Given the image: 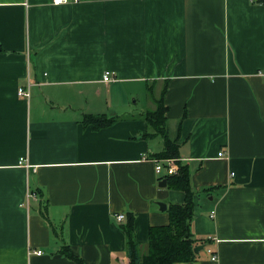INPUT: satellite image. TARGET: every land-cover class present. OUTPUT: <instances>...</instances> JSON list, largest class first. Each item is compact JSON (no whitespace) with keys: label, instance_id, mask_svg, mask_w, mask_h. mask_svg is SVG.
Segmentation results:
<instances>
[{"label":"crops","instance_id":"1","mask_svg":"<svg viewBox=\"0 0 264 264\" xmlns=\"http://www.w3.org/2000/svg\"><path fill=\"white\" fill-rule=\"evenodd\" d=\"M166 82L192 233L209 243L181 264H264V4L251 0H0V264H77L63 246L129 264L121 214L148 254L150 228L169 223L159 204L185 200L160 187L163 142L142 138L147 86ZM88 113L118 121L94 130Z\"/></svg>","mask_w":264,"mask_h":264},{"label":"trees","instance_id":"2","mask_svg":"<svg viewBox=\"0 0 264 264\" xmlns=\"http://www.w3.org/2000/svg\"><path fill=\"white\" fill-rule=\"evenodd\" d=\"M259 3L264 4V0H260ZM147 91L156 108L147 111L145 115L148 130L142 134V138L147 141L160 139L163 142V150L155 154L154 158L158 161L169 160L171 166L176 168V174L165 175L164 179H167V188L184 193L185 200L182 204H170L167 207L169 216L167 225L150 228L148 254L145 256H141L139 243L135 238L134 215H126V220L121 223L120 228L126 238V253L129 257V264L194 263L200 256L194 251L195 248L204 246L205 249L209 243L197 239L192 233L197 193L191 187L189 167L180 162L179 141L182 136V122L178 124L175 134L171 135L167 120L169 107L165 104L167 82L161 90L159 98H155L153 85H148ZM117 121L118 118L108 117L105 114L94 115L88 113L83 116L81 122L85 127L93 126L94 130H103V128L113 126ZM212 190L214 189L205 190L204 193ZM217 190L223 191L224 188H217ZM60 254L65 255L77 264H85L80 257L73 254L68 246H63Z\"/></svg>","mask_w":264,"mask_h":264},{"label":"built area","instance_id":"3","mask_svg":"<svg viewBox=\"0 0 264 264\" xmlns=\"http://www.w3.org/2000/svg\"><path fill=\"white\" fill-rule=\"evenodd\" d=\"M70 1L72 2H78L79 0H53V4L56 6V5H61V4H68L70 3ZM253 3H259L260 0H251ZM104 78V81L105 82H112L114 80L113 78V74L112 72H106L103 76ZM18 94L20 96H24V97H28L29 95L27 94L26 90L24 88H20L19 89V92ZM222 156H224V152L221 151V153L219 154V157L221 158ZM155 164H157V167H156V171L158 174H164V175H174L176 174L177 170L176 168L172 167L171 164H170V161L167 160H163V161H158V160H155L154 161ZM162 162L165 164H162ZM165 177V176H164ZM116 220L119 224L123 223L125 220H126V215L125 214H121L119 216L116 217ZM211 254H212V260L213 261H217L218 257L216 254H214L211 250H210ZM36 255H42L43 252L42 251H35L34 252Z\"/></svg>","mask_w":264,"mask_h":264},{"label":"water","instance_id":"4","mask_svg":"<svg viewBox=\"0 0 264 264\" xmlns=\"http://www.w3.org/2000/svg\"><path fill=\"white\" fill-rule=\"evenodd\" d=\"M167 186V179H163V181L161 182V184H160V187L161 188H164V187H166ZM159 207L161 208V210L164 212V211H166L168 208L166 207V205L164 204H159ZM204 250V246H198V247H196L195 248V252L197 253V254H200L202 251Z\"/></svg>","mask_w":264,"mask_h":264},{"label":"rangeland","instance_id":"5","mask_svg":"<svg viewBox=\"0 0 264 264\" xmlns=\"http://www.w3.org/2000/svg\"><path fill=\"white\" fill-rule=\"evenodd\" d=\"M148 92H146V94H147ZM160 97V91L159 90H155V98H159ZM134 99H132V101H133ZM148 101H151V102H153L152 101V99L151 98H149V96H148ZM155 106V105H154ZM156 108V107H155ZM170 128H171V130H172V126H170Z\"/></svg>","mask_w":264,"mask_h":264}]
</instances>
